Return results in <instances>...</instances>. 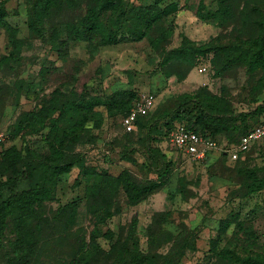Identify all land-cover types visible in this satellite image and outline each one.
Instances as JSON below:
<instances>
[{"label": "rangeland", "instance_id": "obj_1", "mask_svg": "<svg viewBox=\"0 0 264 264\" xmlns=\"http://www.w3.org/2000/svg\"><path fill=\"white\" fill-rule=\"evenodd\" d=\"M102 1L51 9L33 33L27 21L34 0H8L9 15L0 22V60L6 57L0 62V203L32 185L24 168L48 151L49 127L15 133L24 114L46 105L55 89L63 96L59 105L96 103L57 122L61 160L74 164L57 177L52 196L34 205L33 216L31 209L28 229L38 249L29 264H139L133 257L142 254L154 264H247L250 256L264 264V137L247 151L234 150L239 135L264 117L254 111L264 104V68L226 64L220 50L264 41V0H118L124 15L117 7L101 11L103 30L70 41L58 58L55 38L64 39L67 27ZM140 8L169 12L141 39L108 41L107 33L121 37L119 22L127 24ZM54 29L61 32L53 35ZM141 92L154 93L153 111L125 132L119 107ZM196 110L223 119L227 128L215 137L228 153L191 162L162 136ZM10 147L22 159L12 167L2 156ZM85 166L113 177L127 171L138 185L158 187L132 202L119 186L111 216L100 221L104 202L88 195L93 178L83 174ZM15 220L8 216L0 230V264H16L22 255L24 233Z\"/></svg>", "mask_w": 264, "mask_h": 264}, {"label": "trees", "instance_id": "obj_2", "mask_svg": "<svg viewBox=\"0 0 264 264\" xmlns=\"http://www.w3.org/2000/svg\"><path fill=\"white\" fill-rule=\"evenodd\" d=\"M7 1L8 0H0V22L3 21L7 15H9L8 10L5 8ZM72 3L73 0H34L32 4V14L27 21L28 27L33 33H39L41 30V23L51 9H59L62 5H71ZM173 6L174 5H172V7ZM112 7L118 8V15L125 14L123 7L119 5L118 0H103L99 5V10H88L81 18L78 25L68 26L64 39L55 38L51 47L54 51H56L58 58L63 59L67 54L70 41H74L76 39L88 41L94 33L101 32L103 30V26L99 20L100 12L108 10ZM165 8L162 10L156 9L154 12H151L149 9L142 11V8H140L139 12H135L134 15L132 13L128 15L127 19L129 22H127V24L119 22L122 30H124L119 39L115 36H110L109 34L111 33L103 35L108 37V41H117L129 37L131 38L133 35L134 39H141L144 37L145 30L150 26V24L159 20L162 16H165L167 12H169ZM130 12H132V10ZM119 23L117 26H119ZM59 32H61L59 29H54L53 35ZM254 46L250 47L244 44H231L220 47V50L226 64H244L249 70H254L257 67L264 68V41L256 40V45ZM203 51V48L195 49V52ZM5 61L6 57L0 60V62ZM47 72L48 70L44 68L41 69L40 74L43 76ZM130 96H132V94H130ZM133 96L134 97L131 101L130 99L122 101V104L119 107V110L121 111L120 120L130 110L137 94ZM61 97H63L61 91L55 89L46 105L24 114V117L21 118L16 127H14L15 133L23 135L38 134L44 128L49 127L48 133L44 136L48 146L47 153L38 152V154H35L36 161L32 162V168H30L28 164L24 168L26 174L33 177L32 185L9 196L0 203V230L5 219L10 215H14L16 219L15 225H18L21 229H23L22 231L24 234L22 238L24 243H22V255L19 257L18 261H16V264H29L31 254L33 256L38 249V241L33 227L32 231L31 229H28L31 224V209L33 216L34 205L52 196L57 177L64 172H68L74 164V162H62L63 160H61L64 155L63 151L60 150L63 135H55L57 132V122L61 119L72 116L74 113L91 111L93 106L96 104L92 101H80L78 103L73 101L59 105ZM151 111H153V109ZM151 111L146 115L137 117L134 122L135 129H137L144 118L148 117ZM254 111H264V104L255 107ZM54 113H56V115H54ZM184 125L202 136L214 139L217 143L218 140L216 139L215 134L222 132L225 128H227L222 118L208 116L202 110L197 111L194 118L189 117L188 121ZM255 125L244 130L239 135L237 143L239 138ZM169 131L170 129L163 131L162 136L169 138V133L171 132ZM51 134H53V137H50ZM19 152L20 151L15 150L13 147H10L2 152V156L4 160H8V165L12 167L16 162L22 160ZM28 152L29 148L25 151L26 155ZM226 153H228V149H222V151L219 152V155H225ZM209 158L203 162L207 161ZM11 159L13 160L9 161ZM83 174L89 178H93V183L87 187L88 195L92 198H100L104 202V207L101 210V213H96V217L100 221L111 216L110 205L119 186L123 188L128 199L132 202L138 201L141 197L152 192L158 187L157 183L138 185L127 171H122L119 175L113 177L106 173L98 172L95 167L85 166L83 167ZM133 260L139 264H154L153 258L145 254L135 255ZM245 261L247 264H254L255 262L254 258L251 256L247 257Z\"/></svg>", "mask_w": 264, "mask_h": 264}, {"label": "built area", "instance_id": "obj_3", "mask_svg": "<svg viewBox=\"0 0 264 264\" xmlns=\"http://www.w3.org/2000/svg\"><path fill=\"white\" fill-rule=\"evenodd\" d=\"M202 71H206L207 66L202 63ZM155 95L151 92H141L133 101L128 113L120 120L124 131L135 129L134 122L138 116L146 115L154 107ZM264 137V118L257 125L243 134L236 144L235 151H247L259 139ZM1 140V138H0ZM169 144L177 151L181 152L187 160L191 162H203L210 157L214 151H222L219 144L212 138L202 136L185 125H179L169 133Z\"/></svg>", "mask_w": 264, "mask_h": 264}, {"label": "crops", "instance_id": "obj_4", "mask_svg": "<svg viewBox=\"0 0 264 264\" xmlns=\"http://www.w3.org/2000/svg\"><path fill=\"white\" fill-rule=\"evenodd\" d=\"M264 118V117H263ZM257 142V141H256Z\"/></svg>", "mask_w": 264, "mask_h": 264}]
</instances>
